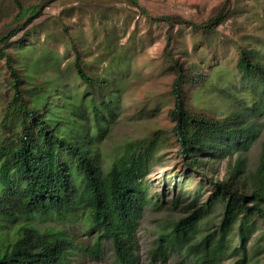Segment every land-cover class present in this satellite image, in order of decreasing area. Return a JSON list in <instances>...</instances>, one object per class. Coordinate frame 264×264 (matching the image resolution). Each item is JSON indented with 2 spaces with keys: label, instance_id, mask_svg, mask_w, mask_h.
Masks as SVG:
<instances>
[{
  "label": "trees",
  "instance_id": "16d2710c",
  "mask_svg": "<svg viewBox=\"0 0 264 264\" xmlns=\"http://www.w3.org/2000/svg\"><path fill=\"white\" fill-rule=\"evenodd\" d=\"M126 1L149 17L138 0ZM241 1L224 0L214 16L198 23L172 15L150 17L167 26L162 57L174 75L171 126L164 134L174 138L186 170L201 178L184 207L186 215L158 232L149 252L151 264H167L171 258L177 259L175 264H251L255 255L263 256L256 264H264V250L250 246L261 228L264 236V145L253 171L245 156L264 121V55L244 41L234 43L240 88L236 94L245 99L233 100L223 87L214 89L228 112L216 116L191 105L193 93L205 89L211 79L174 54L177 28L200 32L211 47L212 37L221 36L218 29L241 10L235 8ZM12 3L19 16L20 1ZM45 6L34 7L24 24L0 35V58L9 76L7 102L0 110V220L23 221L11 235L0 236V264H65L74 249L97 260L105 243L111 244L115 264H139L137 232L144 210H161L164 204L150 195L146 183L163 131L142 143H128L107 168L102 166L99 145L117 120L120 93L115 76L87 73L69 37L75 54L72 85L61 77L33 81L24 68L37 70L52 59L47 55L28 61L33 47L27 34L12 41L41 17ZM113 44L107 39L106 49L117 60L119 74L126 62ZM13 45L18 56L8 52ZM225 160L226 174L220 179L217 170ZM214 216L217 222L210 225ZM48 220L58 226L41 230L34 223ZM66 221L78 224L92 245L76 246L62 227Z\"/></svg>",
  "mask_w": 264,
  "mask_h": 264
},
{
  "label": "rangeland",
  "instance_id": "374dc122",
  "mask_svg": "<svg viewBox=\"0 0 264 264\" xmlns=\"http://www.w3.org/2000/svg\"><path fill=\"white\" fill-rule=\"evenodd\" d=\"M19 1L23 12L18 16L12 0H0V35H5L15 25L24 24L34 7L43 3L46 5L41 17L12 40L20 41L27 34L28 43L33 47L27 55L30 56L28 61L47 55L52 59L51 64L42 65L37 70L24 68L33 81L61 77L65 85H72L75 54L69 45L71 39L76 43L87 73L115 76L120 93L117 120L99 145L104 168L110 165L113 158L122 154L128 143H142L156 132L163 131V136L157 138L159 145H156L150 172L146 177L150 195L164 203L163 208H145L137 232L138 262L151 264L149 252L158 232L186 215L184 207L191 201L201 178L186 170L176 153L174 138L170 133L164 134L171 126L168 110L172 108L170 89L174 75L162 57L167 26L163 22H153L150 17L172 15L198 23L214 16L224 0H138L149 17L126 0ZM235 8L241 10L218 29L221 36L212 37L211 47L205 44L207 40L200 32L193 34L184 26L176 29L178 34L174 54L180 55L185 64L194 65L201 77L208 76L211 79L205 89L193 93L191 102L193 108L210 115L228 113L227 104L218 100L214 89L223 87L226 92H231L233 100L245 99L242 94H236L240 88L239 76L234 69V43L244 41L264 55V0H242ZM61 25L66 27L67 34L62 31ZM111 38L115 50L126 62L125 67L118 68L119 74L115 66L117 60L112 59L106 49V41ZM15 46L10 47L8 52L18 56V47ZM8 81L4 61L0 58V110L7 102L4 90ZM219 81L223 83L219 84ZM259 125L256 141L245 154L249 171L256 168L264 145V121L261 120ZM226 167V160L222 161L217 170L220 179L225 177ZM175 202L178 204L174 205ZM22 222L21 219L13 223L0 220V236L11 235ZM215 222L217 216L209 218L210 225ZM34 223L41 230L58 226L50 220ZM62 227L76 246L86 248L92 245L91 238L82 234L78 224L66 221ZM250 246L264 250L262 228ZM252 253L253 250L250 255ZM67 259L65 264H115L110 243L103 245V252L97 260L76 249ZM258 259L263 260V256L252 257L251 264H256ZM176 262V258H171L167 264Z\"/></svg>",
  "mask_w": 264,
  "mask_h": 264
}]
</instances>
